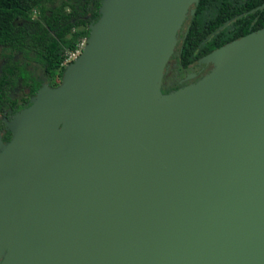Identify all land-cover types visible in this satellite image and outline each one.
I'll return each instance as SVG.
<instances>
[{
  "label": "water",
  "instance_id": "water-1",
  "mask_svg": "<svg viewBox=\"0 0 264 264\" xmlns=\"http://www.w3.org/2000/svg\"><path fill=\"white\" fill-rule=\"evenodd\" d=\"M198 1L101 0L60 83L6 122L0 264H264V27L164 93Z\"/></svg>",
  "mask_w": 264,
  "mask_h": 264
},
{
  "label": "trees",
  "instance_id": "trees-1",
  "mask_svg": "<svg viewBox=\"0 0 264 264\" xmlns=\"http://www.w3.org/2000/svg\"><path fill=\"white\" fill-rule=\"evenodd\" d=\"M74 1L0 0V47L7 51L0 73V112L17 105L12 102L9 92L18 85L19 79L29 87L28 96L24 97L27 106L30 105L29 98L40 87L39 81L30 79L26 64L16 59L15 53L33 52L46 65L50 79L54 81L57 77L61 81L65 51L73 49L80 38L88 37L89 20L96 21L100 16L101 0H86L81 4L78 0ZM263 2L199 0L177 57L179 62L186 66L210 49L264 27V7L255 9ZM34 12H37L35 17L32 15ZM86 15L90 18H85ZM227 20H230L227 25L200 45L205 36ZM22 107L16 106L18 109ZM2 126L0 120V129ZM9 136L10 133H7L3 139L8 140Z\"/></svg>",
  "mask_w": 264,
  "mask_h": 264
},
{
  "label": "flooded vegetation",
  "instance_id": "flooded-vegetation-1",
  "mask_svg": "<svg viewBox=\"0 0 264 264\" xmlns=\"http://www.w3.org/2000/svg\"><path fill=\"white\" fill-rule=\"evenodd\" d=\"M75 1H74V3H75ZM84 1H86V0H78V3L81 4ZM192 16H193V14L188 16V18L184 22L183 28L178 32L177 45H176V48H175V50H174V52L170 58V61H171L170 65H169L170 67L168 68V70H165V73H164L163 78H162V80H163V83H161L162 92L167 93V92L173 91L177 88L188 85L190 83H194L214 68V65L212 63H208V64L199 63L198 60L217 47L212 48L209 51L203 53L197 59H195V61L189 63L186 66H183L179 62V59L177 58V57H179V54L181 53L182 45H183V42L185 40L187 30L189 29V24H190V20H191ZM85 18L89 19L90 17H89V15H86ZM228 21L230 22V20H228ZM92 22H94V19L91 18L89 20L87 27H89V25ZM217 28L214 31L210 32L207 36H205L204 39L200 42V45L204 44L215 33H217ZM17 53L20 54V57H16ZM17 53H15V58L21 59L26 64V68L29 72L30 79L31 80H37L40 82L39 88H41L44 84L48 85L49 87H54V85L59 84L60 81L57 82L56 80L52 81L50 79V77L47 75V72H46V65H44L33 52L29 51V52H17ZM5 59H7V57ZM32 62H34L36 64L35 65L36 70L29 67V65ZM0 73H1V67H0ZM185 75H189V78L182 80V78ZM19 84L23 87V92H22L20 97H17V96L15 97V96L11 95V93H12V91H14L19 86ZM51 85H53V86H51ZM28 93H29V87L24 85L22 83L21 79H19L18 85L9 92V95L11 97L12 102L15 101L17 105H22L23 107L18 109V108H16L17 105H15V106H13V108L8 107L7 109L0 112V120L3 123V126L0 129V138L4 143L8 142L12 136L11 131L6 128V122L10 121L16 112L20 111L21 109L25 108L28 105V103L24 102V97L28 96ZM29 102H30V98H29ZM7 133H10L9 139L4 140L3 136Z\"/></svg>",
  "mask_w": 264,
  "mask_h": 264
},
{
  "label": "rangeland",
  "instance_id": "rangeland-1",
  "mask_svg": "<svg viewBox=\"0 0 264 264\" xmlns=\"http://www.w3.org/2000/svg\"><path fill=\"white\" fill-rule=\"evenodd\" d=\"M33 15V17H35L36 15H37V12L36 13H33L32 14ZM190 14H188L187 15V17H186V19L188 18V16H189ZM183 25H184V23H183ZM183 25H182V28H183ZM181 28V29H182ZM177 45V44H176ZM176 48V47H175ZM7 51L6 50H4V49H2L1 47H0V67L2 66V64L4 63V61L6 60L5 59V53H6ZM16 57H20V54H16ZM171 58V57H170ZM170 63H171V61H170V59L168 60V62H167V64H166V66H165V70H168V68L170 67L169 65H170ZM35 63L34 62H32L30 65H29V67L30 68H33L34 70H36L35 69ZM165 70H164V73H165ZM189 78V75H185L183 78H182V80H185V79H188ZM53 80H56L57 82L58 81H60L57 77H55ZM161 83H163V80H162V82ZM191 84V83H190ZM22 92H23V87L19 84V86L14 90V91H12V93H11V95H13V96H17V97H20L21 96V94H22Z\"/></svg>",
  "mask_w": 264,
  "mask_h": 264
},
{
  "label": "built area",
  "instance_id": "built-area-1",
  "mask_svg": "<svg viewBox=\"0 0 264 264\" xmlns=\"http://www.w3.org/2000/svg\"><path fill=\"white\" fill-rule=\"evenodd\" d=\"M86 39L87 37L80 38L73 49H68L65 51V56L62 65H67L69 62H71L80 54V52L82 51L83 47L86 44Z\"/></svg>",
  "mask_w": 264,
  "mask_h": 264
}]
</instances>
